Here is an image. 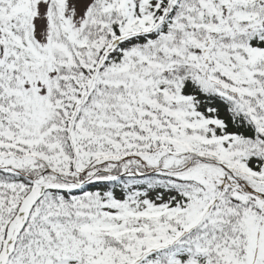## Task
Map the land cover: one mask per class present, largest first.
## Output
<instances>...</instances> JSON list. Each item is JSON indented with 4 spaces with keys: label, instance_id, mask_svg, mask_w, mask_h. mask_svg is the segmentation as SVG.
Wrapping results in <instances>:
<instances>
[{
    "label": "snow or ice",
    "instance_id": "1",
    "mask_svg": "<svg viewBox=\"0 0 264 264\" xmlns=\"http://www.w3.org/2000/svg\"><path fill=\"white\" fill-rule=\"evenodd\" d=\"M0 264H264V0H0Z\"/></svg>",
    "mask_w": 264,
    "mask_h": 264
}]
</instances>
